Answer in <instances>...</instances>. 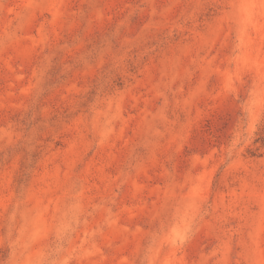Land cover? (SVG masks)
<instances>
[{
    "label": "rangeland",
    "instance_id": "rangeland-1",
    "mask_svg": "<svg viewBox=\"0 0 264 264\" xmlns=\"http://www.w3.org/2000/svg\"><path fill=\"white\" fill-rule=\"evenodd\" d=\"M0 264H264V0H0Z\"/></svg>",
    "mask_w": 264,
    "mask_h": 264
}]
</instances>
